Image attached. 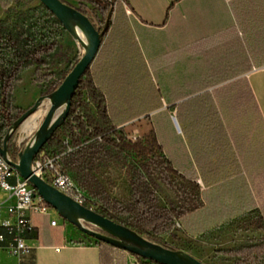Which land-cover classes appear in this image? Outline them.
Segmentation results:
<instances>
[{
  "label": "crops",
  "instance_id": "1",
  "mask_svg": "<svg viewBox=\"0 0 264 264\" xmlns=\"http://www.w3.org/2000/svg\"><path fill=\"white\" fill-rule=\"evenodd\" d=\"M122 3L127 21L104 46L106 36L95 60L97 82L109 94L111 108L152 107L155 86L161 109H175L166 122L186 144L172 121L178 105L196 97V157L201 163L208 158L209 186L241 177L256 210L264 213V0ZM158 111L126 123L118 120L132 131L144 129V136L153 127L147 116ZM34 130L17 133L15 155ZM198 183L205 189L202 180ZM14 203L0 188V222ZM29 217L31 253L17 259L3 252L0 264H142L126 251L100 245L55 210Z\"/></svg>",
  "mask_w": 264,
  "mask_h": 264
},
{
  "label": "trees",
  "instance_id": "2",
  "mask_svg": "<svg viewBox=\"0 0 264 264\" xmlns=\"http://www.w3.org/2000/svg\"><path fill=\"white\" fill-rule=\"evenodd\" d=\"M77 1L89 2L95 7L90 9L82 4L78 10L99 31L103 30L106 18L112 12L104 46L119 24L127 21L122 0ZM96 10L103 15L102 20ZM63 28L55 15L43 5L22 13L14 21H0V149L9 129L31 108L22 109L14 105V92L22 75L29 68L47 65L50 56L60 48L57 35ZM95 65L96 62L81 78L67 120L41 151L43 155L58 157L56 167L66 175H75L83 187L95 179L102 162L113 158L133 159L134 203L122 204L104 192L95 191L94 197H86L87 208L171 250L176 249L164 244L161 235L176 224L190 236L198 237L256 211L254 197L241 177L228 182L218 180L214 187L209 186V174L204 171L208 168V158H202L201 163L196 157V97L177 107V119L186 144L181 135L176 137L173 133L177 141L174 146H168L156 130L153 119L165 113V120L170 121L171 109L147 116L150 120L152 118V129L132 142L127 139L125 127L118 119L126 123L158 111L163 106L161 93L154 86L152 107L115 110L110 106L109 94L97 82ZM72 69L50 74L53 81L44 88L40 97L57 90ZM147 174H157L179 195L177 208L158 205L155 189L146 178ZM199 180L203 181L205 189H202ZM121 216L134 218L123 222ZM237 255L240 259L236 264H264V242L247 247Z\"/></svg>",
  "mask_w": 264,
  "mask_h": 264
},
{
  "label": "rangeland",
  "instance_id": "3",
  "mask_svg": "<svg viewBox=\"0 0 264 264\" xmlns=\"http://www.w3.org/2000/svg\"><path fill=\"white\" fill-rule=\"evenodd\" d=\"M63 1L76 9H81L82 4L90 9H95L89 2L77 0ZM40 5H42L40 0H0V21L6 19L14 21L22 13L30 9H35ZM96 12L98 18L102 20L103 15L98 10ZM57 36L60 42V48L50 56L47 60V65L29 68L22 75V79L14 92V105L16 107L22 109L32 107L40 98L44 88L53 81L50 74L69 71L84 55L85 49L82 43H85L86 39L83 35L76 39L63 28L58 31ZM49 106L50 101L46 99L36 113L37 115L39 114L37 129L43 122ZM163 110L165 109H161L157 113ZM171 111L173 112L175 109L172 108ZM166 116L167 114L160 113L153 121L162 141L166 142L168 146H174L173 144L177 140L172 132V128L169 127L165 120ZM172 122L175 132L177 134L181 132L182 129L178 119L176 122L174 120ZM134 125L137 126L136 124ZM21 129L23 130L20 127L14 132L10 140L9 158L14 161L19 159L18 155H15V146L16 140L18 139L17 133ZM37 129L30 136V140L25 141L23 144L24 148L34 138ZM132 129L130 126H127L125 131L130 132ZM143 131L144 129L141 128L140 130L139 126H137L134 132L142 134ZM70 177L86 197H94V192L100 191L122 204L134 203L132 191V180L134 179L133 159L113 158L102 162L97 168L95 179L87 183V187H83L75 175H70ZM146 178L155 189L159 206L168 209L179 206V195L165 184L157 174H147ZM132 218L134 216H121L120 219L125 222ZM88 227L92 230L100 231L94 226L88 225ZM161 239L168 247L187 253L204 264H236L240 259L237 255L238 252L254 244L264 242V213H261L259 210L253 211L198 237L190 236L179 224H176L166 233L162 234ZM136 258H138L139 262L144 260L137 256Z\"/></svg>",
  "mask_w": 264,
  "mask_h": 264
},
{
  "label": "water",
  "instance_id": "4",
  "mask_svg": "<svg viewBox=\"0 0 264 264\" xmlns=\"http://www.w3.org/2000/svg\"><path fill=\"white\" fill-rule=\"evenodd\" d=\"M40 2L55 15L71 36L78 39L79 33H81L85 37L86 42L82 43L85 53L57 90L47 96L40 97L13 124L4 139L0 154L24 180L28 181L36 189L38 195L57 211L62 219L87 236L156 264H204L187 253L171 250L154 243L130 228L77 203L71 197L51 186L33 170V163L36 157L41 153L53 134L67 120L71 110L72 99L80 80L95 62L107 36V30L112 18V12H110L103 30L99 31L86 15L63 0H40ZM46 99L50 101V106L34 138L19 153L18 161L11 160L9 153L10 140L13 133L38 112ZM174 121L176 122V119ZM88 225L94 226L100 231L92 230Z\"/></svg>",
  "mask_w": 264,
  "mask_h": 264
},
{
  "label": "built area",
  "instance_id": "5",
  "mask_svg": "<svg viewBox=\"0 0 264 264\" xmlns=\"http://www.w3.org/2000/svg\"><path fill=\"white\" fill-rule=\"evenodd\" d=\"M125 133L127 139L132 142L142 137L134 131H125ZM57 160L58 157L40 153L33 163V170L51 186L85 206L86 196L69 175L56 167ZM12 179L15 180L14 183H11ZM0 188L11 194L15 200L13 205L6 208L7 216L0 222V227L4 229V232L0 233V255L5 252L20 259L30 254L33 249L28 237L34 231L29 213L49 215L54 209L38 195L36 189L24 180L1 154ZM51 223L53 226L57 224L56 220Z\"/></svg>",
  "mask_w": 264,
  "mask_h": 264
},
{
  "label": "bare ground",
  "instance_id": "6",
  "mask_svg": "<svg viewBox=\"0 0 264 264\" xmlns=\"http://www.w3.org/2000/svg\"><path fill=\"white\" fill-rule=\"evenodd\" d=\"M79 36L82 37V34L79 33ZM84 37V36H83ZM39 118V114L37 115L36 113L30 117L22 126L23 130L26 131V132H32L34 129L36 130L37 126H38V123H37V120ZM28 134V133H27ZM32 134V133H30Z\"/></svg>",
  "mask_w": 264,
  "mask_h": 264
}]
</instances>
